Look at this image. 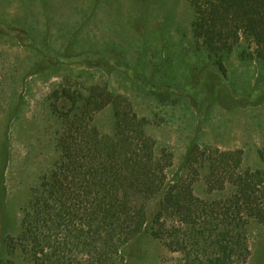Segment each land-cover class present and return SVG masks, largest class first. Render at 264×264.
<instances>
[{"label": "trees", "instance_id": "16d2710c", "mask_svg": "<svg viewBox=\"0 0 264 264\" xmlns=\"http://www.w3.org/2000/svg\"><path fill=\"white\" fill-rule=\"evenodd\" d=\"M187 1L198 51L221 65L237 46L244 55L253 47L251 57L264 66V0ZM65 54L57 57L60 64H84L141 83L121 53ZM155 86L150 90L158 95ZM182 91L183 98L196 93L190 85ZM48 100L59 126L56 157L30 188L19 235L1 232L0 264H127L128 247L145 235L179 256L170 264L248 262L249 228L264 226V152L261 168L252 170L243 167L241 151L192 144L172 170V155L155 152L145 119L106 85L66 79ZM107 107L113 130L103 135L93 120ZM199 182L204 197L195 195Z\"/></svg>", "mask_w": 264, "mask_h": 264}, {"label": "rangeland", "instance_id": "374dc122", "mask_svg": "<svg viewBox=\"0 0 264 264\" xmlns=\"http://www.w3.org/2000/svg\"><path fill=\"white\" fill-rule=\"evenodd\" d=\"M193 18L187 0H0V234L19 235L30 188L56 157L59 126L48 97L66 79L106 85L128 98L145 119L155 152L172 155V170L192 144L241 151L244 168H261L264 66L251 57L253 47L244 55L243 46L215 65L194 45ZM106 50L125 56L139 86L126 74L57 61L65 52L68 57ZM152 85L161 88L158 95ZM187 85L196 93L183 98ZM93 125L111 134V108L96 114ZM194 192L204 197L201 182ZM249 242L246 264H264V226H250ZM127 253V264L179 258L148 235L132 242Z\"/></svg>", "mask_w": 264, "mask_h": 264}]
</instances>
